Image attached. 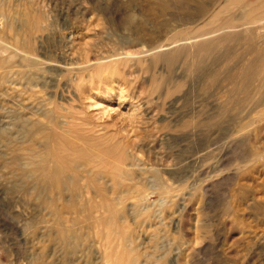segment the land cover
I'll use <instances>...</instances> for the list:
<instances>
[{
	"label": "rangeland",
	"instance_id": "rangeland-1",
	"mask_svg": "<svg viewBox=\"0 0 264 264\" xmlns=\"http://www.w3.org/2000/svg\"><path fill=\"white\" fill-rule=\"evenodd\" d=\"M22 2L37 4L49 24L37 49L38 58L44 60L40 61L57 64L63 58H71L72 64L77 65L110 56L131 60L129 64L117 66L112 83L114 91L106 84L101 85L97 105L93 100L80 98L78 93H65V99L73 105L78 117L101 125L96 131L102 129V134L96 135L106 140L102 141L100 150L109 147L117 156L115 149L120 145L118 155H129L139 164L141 173L147 179L150 177L146 184H137L133 190L130 185L129 190L137 193L133 199H124L119 205L129 233L138 235L136 238L141 242L138 254L144 257L139 254L140 259L148 264H264V106L258 102L262 92L255 85L246 90L238 82L237 92L229 95L227 82L213 84L203 72L187 70L184 57L170 69L147 56L150 49L196 32V25L185 28L184 22L212 14L217 6H224L226 0ZM228 11L221 19L240 16L235 8ZM263 22L236 29L244 35L241 46L229 43L218 48L217 54L223 58L219 63L223 67L219 63L211 65V60L205 62L206 67H217L221 73L229 67V72L234 73L235 69L237 74L246 63H251L253 77L257 81L264 80ZM200 25L202 30L198 33L207 32L212 26ZM251 39L255 44L250 48L245 40ZM39 87L35 90L39 97L36 103L42 106V102H49V108L53 107L47 88ZM121 89L126 95L122 102L117 96ZM12 95L17 96V93ZM8 108L0 104L1 113ZM4 123H0V128ZM106 134L109 138L103 136ZM113 145L117 147L113 149ZM239 156L248 161L242 163ZM254 158L256 160L252 161ZM45 189V186L31 189L32 196H22L10 208H4L0 202V264H105L107 254L111 263L106 264H113L116 258L112 254L116 257L119 248H115L121 247L120 237L110 238L107 226H103L106 229L99 227L101 225L89 229L85 203L56 202ZM137 194L143 197L136 199ZM56 211L64 218L55 216ZM96 214L99 217L103 211ZM73 220L77 222L74 233L79 244L77 256L69 261L68 257L57 253L54 242L64 238L62 227L71 226ZM101 229L105 230L104 234ZM153 234H157L162 243V251L156 259H149ZM109 238L118 246H111Z\"/></svg>",
	"mask_w": 264,
	"mask_h": 264
},
{
	"label": "bare ground",
	"instance_id": "bare-ground-1",
	"mask_svg": "<svg viewBox=\"0 0 264 264\" xmlns=\"http://www.w3.org/2000/svg\"><path fill=\"white\" fill-rule=\"evenodd\" d=\"M229 8L238 10L240 16L221 19V15L227 12ZM41 10L38 9L37 4L34 2L26 5L23 4L22 0H0V104L4 103L5 106L9 107V110L6 109L2 113L0 112V123L5 122V125L3 124L4 126L0 128V202L4 208H10L22 196H32L30 195L32 193L31 189L45 186L49 192V196L56 202L65 201L68 203L70 202L69 200H73L74 202H81V204L85 203L84 205L87 207L85 216L87 217V227L89 226V229L90 227H96V225H101L99 227L103 229H106L103 226H107L110 230V238L120 237L122 240V242L120 241L121 247L113 242L114 239L110 240L109 238L112 241L111 246H118L115 248L116 250L119 248L116 257H114V253L112 254L113 258H116L113 264H148L149 262L142 261L143 259L141 260L139 257L141 253L138 254V250L140 251L141 242L139 243L138 238H136L138 235L135 236L129 233L125 221L121 217L124 211L120 209L121 206L119 207V205H121L124 199L132 198L137 193L132 191L135 189V185H139L140 183L146 184L150 177L147 179L141 173L142 169L138 168L139 164H135L129 155H118L121 152L117 150L121 147L120 145H117L119 146L117 149H115L116 145L112 147L117 151V156L111 152L109 147L104 151L100 150L101 145H103L102 141L106 138L97 136V133H101L102 129L99 132L96 131V127H101V125L98 124L97 126L87 119L84 120V118L78 117L77 113L73 110V105L65 99L67 96H65V93L68 95L72 93H76L77 95L78 93L80 98L82 97L85 101L93 100L97 105V99L100 98V93L98 92L102 89L101 85L106 84L105 86L114 91L112 83L115 82L114 78L117 66L129 64L131 60L129 57L110 56L96 60H87L77 65L72 64L73 60L71 58L66 59L63 57L62 62L57 64L50 61L49 63L40 61L43 59L38 58V45L42 41L41 39L44 38V34H47L46 32L49 28L48 21L45 15L40 12ZM198 21H200L199 24H197ZM263 21L264 0H226V4L224 6H217L212 14H208L193 22H184L183 26L185 28L187 25H196L194 27L196 32L191 33L192 35L190 34L182 39L176 38L175 40H171L172 42L150 49L147 56H150L154 63H165L170 69L174 68L184 57V68L187 70L203 72L204 76L208 77L213 84L220 83L221 81L227 82L230 86L229 91H227L229 95L237 92L238 82L246 90H249L253 85L258 86L257 89L262 92V96L257 100L264 106V80L257 81L253 77L254 74L250 72L251 63H246L242 71L237 74L235 73V69L234 73H231L233 71L229 72V67L227 70H224V73H221L222 70L219 69L221 72L218 71L217 67L211 69L205 65L206 61L211 60V65L216 66L223 59L217 54L218 48L229 45V43L241 46L239 44L244 41V35L242 36L236 29L238 30L244 26L247 28L250 25L259 24ZM236 22H241V25ZM206 23L212 24L210 29L207 32L198 33L202 30L199 25ZM213 37L216 38L212 39ZM245 41L248 42L250 48L255 44L252 39ZM240 62L242 63L243 61ZM221 67L223 66L221 65ZM255 72L257 71L255 70ZM221 76L222 78L220 79ZM40 85L43 88H49L48 90L44 89L49 96L50 105L54 104L53 107L49 108V102L46 104V102H42L43 100L41 102L46 105L42 104L41 106V103H36V99L39 97L35 95V90H38L37 88ZM28 91L30 92L28 93ZM13 93H17V96L12 95ZM117 96L120 102L126 98L123 89H121V92ZM234 97L236 96L234 95ZM56 99L59 100V102L57 101L58 103H55ZM260 115L262 116L263 113ZM103 136L108 137L109 134ZM240 158L239 161L242 163L248 161L246 157ZM255 160V158L252 159V161ZM244 167L240 169L244 170ZM240 169L238 170L240 171ZM145 174L147 175V173ZM129 186H133L132 190H129ZM137 195L136 199L143 197ZM102 211L103 214H101ZM135 212H139V209H135ZM96 213H100L101 216H95L97 215ZM55 216L64 218L58 211H56ZM73 216L74 220H76L75 215ZM74 220L71 226L62 227L64 238L61 236L62 240L59 239V241L54 242L56 246L54 248L57 253L64 255L65 258L68 257L69 261L77 256L79 244L77 243L79 239L75 238L76 233L74 232L76 231L75 225H77V222ZM67 222L71 223L70 220H67ZM99 231L98 234H100ZM102 232L104 234L105 230H102ZM117 239L116 241L118 242ZM161 244L157 234H153L148 248L150 252L147 254L149 259L157 258V254L162 251ZM107 256L105 255L108 260L103 258L106 260L104 261L105 264L111 259L107 258Z\"/></svg>",
	"mask_w": 264,
	"mask_h": 264
}]
</instances>
